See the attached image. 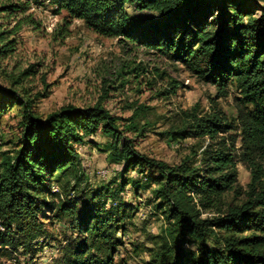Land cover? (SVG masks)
Here are the masks:
<instances>
[{"label": "trees", "instance_id": "16d2710c", "mask_svg": "<svg viewBox=\"0 0 264 264\" xmlns=\"http://www.w3.org/2000/svg\"><path fill=\"white\" fill-rule=\"evenodd\" d=\"M123 1L49 0V3L56 12H65L64 25L77 19L98 35L156 48L179 61L196 77L214 84L219 92L227 83L233 84L238 91L237 107L227 126L237 133L231 137L228 148L217 141L213 148L203 151L201 167L187 163L170 167L134 153L130 144L122 143L113 148L109 158L113 156L121 162L122 175L130 169L136 176L123 177L110 190L105 185L89 194L74 191V197L70 198L74 185L68 188V177L78 181L74 144L97 130L118 138L115 121L119 118L111 115L100 100L86 107L67 105L44 119L27 114L17 149L12 155L0 153V219L14 226L12 233L0 232V249L6 251L5 246L20 245L25 253L33 254L28 241L35 216L43 208H49L52 217L64 221L74 233L51 264H114L111 252L119 244V222L125 216L122 204L115 202L117 193L126 185L132 194L152 185L149 194L158 200L152 206L167 225L147 264H264V189L260 188L251 198L216 219H199L196 207H220L223 193L235 181L234 157L252 172L260 169L258 162L264 157V7L253 17V6L243 0H126L139 9L160 15V19H154L127 14ZM27 8V0L9 2L0 6V12L16 16ZM212 12L218 13L217 19L208 22ZM241 17L247 18L245 23ZM23 23L18 18L9 29L0 23V59L14 51V39L10 36ZM33 68L29 65L22 70L16 81L33 73ZM7 92L0 88V98L14 99L12 92L10 96ZM14 95L16 100L20 99ZM132 119H127V126ZM194 121L175 131L173 138L213 137L225 125L208 119ZM236 138L239 145L234 150ZM54 172L64 183L51 191ZM211 225L225 234L221 248L215 250L203 244L212 233ZM186 236L197 242L195 251L182 249Z\"/></svg>", "mask_w": 264, "mask_h": 264}, {"label": "rangeland", "instance_id": "374dc122", "mask_svg": "<svg viewBox=\"0 0 264 264\" xmlns=\"http://www.w3.org/2000/svg\"><path fill=\"white\" fill-rule=\"evenodd\" d=\"M24 1L0 0V6ZM27 1V10L16 16L0 12V23L6 29L18 18L25 21L10 36L14 39V51L0 59V88L7 90L8 96L11 92L14 96L12 100L0 98V153L12 155L17 149L27 114L44 119L67 105L86 107L98 100L111 115L119 118L115 121L118 138L97 130L74 144L78 181L68 177V188L74 185L70 198L74 197V191L89 194L105 185L110 190L123 177L136 176L130 169L122 175L121 162L113 156L109 158L113 148L122 143L130 144L134 153L170 167L183 163L201 167V153L207 148H213L217 141L229 147L231 137L237 133L227 126L234 119L237 107L238 91L233 84L227 83L219 92L214 84L196 77L179 61L156 48L98 35L81 20L72 19L64 25L65 12H56L49 0ZM243 1L253 6V17L264 7V0ZM123 7L131 16L160 19V15L139 9L126 0ZM217 16L218 13L212 12L207 21ZM246 19L241 17V22L245 23ZM29 65H33V73L17 82L19 73ZM14 93L21 100H16ZM130 117L132 123L127 126ZM195 119L215 120L225 125L213 137L173 138L175 131L185 129ZM238 145L236 138L234 150ZM258 165L260 169L252 172L234 157L233 185L223 193L220 207L196 206L199 219L222 217L260 188L264 189V157ZM50 181L51 191L64 183L57 172ZM148 189L132 194L126 185L117 193L115 202L122 204L125 216L119 222V244L111 252L114 264H147L149 255L157 249L158 237L167 221L153 208L152 203L158 200L151 198ZM51 213V209L43 208L35 216L28 241L33 254L25 253L20 245L5 246L6 251L0 249V264H51L57 259L60 247L74 233ZM13 229L12 224L8 226L0 219L1 233H12ZM209 229L212 233L204 239V246L209 250L221 248L224 232L214 225ZM181 246L195 251L197 242L186 236Z\"/></svg>", "mask_w": 264, "mask_h": 264}]
</instances>
